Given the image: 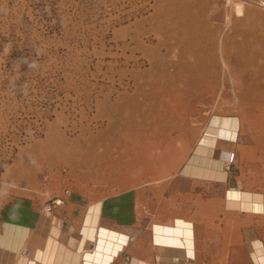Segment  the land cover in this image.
Listing matches in <instances>:
<instances>
[{
	"label": "rangeland",
	"instance_id": "1",
	"mask_svg": "<svg viewBox=\"0 0 264 264\" xmlns=\"http://www.w3.org/2000/svg\"><path fill=\"white\" fill-rule=\"evenodd\" d=\"M220 123L239 128L235 172L264 166V9L0 0V207L161 183Z\"/></svg>",
	"mask_w": 264,
	"mask_h": 264
},
{
	"label": "crops",
	"instance_id": "2",
	"mask_svg": "<svg viewBox=\"0 0 264 264\" xmlns=\"http://www.w3.org/2000/svg\"><path fill=\"white\" fill-rule=\"evenodd\" d=\"M237 134L210 125L175 175L100 200L66 193L52 216L39 198L5 202L0 264H264V166L233 170Z\"/></svg>",
	"mask_w": 264,
	"mask_h": 264
},
{
	"label": "built area",
	"instance_id": "3",
	"mask_svg": "<svg viewBox=\"0 0 264 264\" xmlns=\"http://www.w3.org/2000/svg\"><path fill=\"white\" fill-rule=\"evenodd\" d=\"M226 2V4H233V2L235 0H223ZM249 1L252 4H255L256 6L264 9V0H246ZM66 193H70L69 190L66 191ZM64 204V197L63 196H55L53 199L49 200L48 202H46L43 207H42V212L47 214L48 216H52L54 213V210L57 207H60Z\"/></svg>",
	"mask_w": 264,
	"mask_h": 264
},
{
	"label": "bare ground",
	"instance_id": "4",
	"mask_svg": "<svg viewBox=\"0 0 264 264\" xmlns=\"http://www.w3.org/2000/svg\"><path fill=\"white\" fill-rule=\"evenodd\" d=\"M239 4H241V3H239ZM236 6H237V4H236ZM241 6H242V4H241ZM241 6H238V7H237V12H238L239 14H241V12H242V8H241ZM140 156H141V155H140ZM153 158H154V157H152V156L150 157L151 161H152ZM131 159H132V160H131V161H132L131 163H130L129 161H127V160H126V161H122L121 159L118 160V161H119L118 163H119L120 165L125 164V163H126V164L128 163L127 165H130V164H133V162L135 161L136 158H135V156H133V157H131ZM118 166H119V165H118ZM95 215H96V214H95ZM105 244H106V241H105ZM183 244H184V243H183ZM99 246L101 247V245H99ZM174 246H175V245H174ZM104 247H105V246H104ZM100 254H101V253H100ZM95 255H97V253H96ZM97 256H98V255H97ZM91 257H92V255H91ZM95 257H96V256H95ZM99 257H100V255H99ZM102 259H103V258H102ZM99 260H100V259H99ZM96 261H97V260H96ZM102 261H103V260H102Z\"/></svg>",
	"mask_w": 264,
	"mask_h": 264
}]
</instances>
